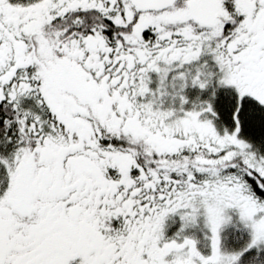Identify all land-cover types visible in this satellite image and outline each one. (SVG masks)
Here are the masks:
<instances>
[{"label": "snow or ice", "instance_id": "snow-or-ice-1", "mask_svg": "<svg viewBox=\"0 0 264 264\" xmlns=\"http://www.w3.org/2000/svg\"><path fill=\"white\" fill-rule=\"evenodd\" d=\"M0 264H264V0H0Z\"/></svg>", "mask_w": 264, "mask_h": 264}]
</instances>
